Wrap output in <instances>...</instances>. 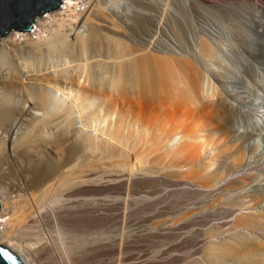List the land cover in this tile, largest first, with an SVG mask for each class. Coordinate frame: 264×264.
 Masks as SVG:
<instances>
[{
  "label": "bare ground",
  "instance_id": "6f19581e",
  "mask_svg": "<svg viewBox=\"0 0 264 264\" xmlns=\"http://www.w3.org/2000/svg\"><path fill=\"white\" fill-rule=\"evenodd\" d=\"M127 1L61 0L0 35V244L25 264H95L165 215L163 233L224 232L200 247L210 264H264L249 232L264 226V0ZM62 14L77 71L41 64Z\"/></svg>",
  "mask_w": 264,
  "mask_h": 264
},
{
  "label": "rangeland",
  "instance_id": "374dc122",
  "mask_svg": "<svg viewBox=\"0 0 264 264\" xmlns=\"http://www.w3.org/2000/svg\"><path fill=\"white\" fill-rule=\"evenodd\" d=\"M84 1V0H83ZM130 0H128L126 3H127V5H128V7H132V8H134L135 6L134 5H137L136 7H135V9H138L139 7V10H144V8H145V5H146V7H148L147 9L150 11V12H152V13H156V11H157V9H159L158 7H160L161 5L163 6V5H170V6H174V3L175 4H177L178 3V1L176 2L175 0H131V2H129ZM152 1H154V2H152ZM169 1V2H168ZM170 1H171V3H170ZM175 1V2H174ZM218 1H223L222 3H224V2H226L227 0H218ZM135 2H137V3H135ZM142 2V3H141ZM145 2V3H144ZM152 2V3H151ZM162 2V3H161ZM173 2V3H172ZM62 3H63V0H62ZM79 3H81V1L79 2ZM132 3H134V4H132ZM141 3V4H140ZM146 3H148V5L149 6H147V4ZM129 4H131L132 6H130ZM144 4V5H143ZM172 4V5H171ZM144 7H143V6ZM153 5V6H152ZM141 7H143V8H141ZM151 7V8H150ZM153 7H155V8H153ZM146 8H145V10L144 11H148ZM154 9V10H153ZM156 10V11H155ZM155 11V12H154ZM48 12H50V11H45L44 13H42L41 15H47V13ZM40 15V16H41ZM62 16H63V18L61 17V15H58L57 17L55 16V17H51L50 18V20L48 19L47 20V22H46V27H45V30L43 31V32H41V44L42 45H51L53 48H51V46H47L48 48L50 47V51L53 49V51H47L46 52V50H45V54H44V58H43V60L44 59H46V60H44V61H42L41 62V64H42V66H44V67H46V66H50V68L52 67H57V68H60V67H69L68 69H72L73 70V66L70 68V66L71 65H74V63L76 62L77 64L80 62V64H82V57H80V56H82L81 54H77L76 56H72V55H70L69 53V49H66V50H63L62 49V46L63 45H61L62 43L61 42H63L62 40V38H61V35H62V33L64 32V31H66V27L68 26V22H69V20H72L71 18H69V17H66L65 16V18H64V14H62ZM135 18L137 17V16H134ZM55 18V19H54ZM59 18V19H58ZM51 20H52V23H50L51 22ZM61 20H64V24L62 25V23H63V21H61ZM66 20H67V23H66ZM54 21H55V23H54ZM58 21H59V23H58ZM57 22V23H56ZM60 22H62V23H60ZM54 23V24H53ZM66 24H67V26H66ZM51 26V27H50ZM61 26H64V27H62L61 28ZM49 27V28H48ZM49 29V30H48ZM55 29V30H54ZM58 29V30H57ZM64 29V30H63ZM17 31H19V32H27V31H24V30H22V29H16ZM49 32V31H51L50 33H48L47 31ZM46 31V32H45ZM54 33V34H53ZM48 34H51V36L49 35L48 36ZM58 34V35H57ZM47 35V36H46ZM44 36V37H43ZM46 36V37H45ZM43 38V39H42ZM49 38H50V41L51 40H53V41H49ZM52 38V39H51ZM59 38H61V42H60V39ZM55 39H56V42H55ZM24 41L26 40V41H33L34 39L31 37V36H27V37H25L24 39H23ZM45 42H44V41ZM46 40H47V42L48 43H46ZM59 40V41H58ZM44 44H43V43ZM50 43H52V44H50ZM53 43H54V46H53ZM57 43V44H56ZM60 43V47L58 48V46H56V45H58ZM44 45V46H45ZM46 46H45V49H47L46 48ZM56 46V47H55ZM64 47V46H63ZM65 48H67V47H65ZM64 48V49H65ZM16 52H22V51H18L19 49L18 48H16ZM48 50V49H47ZM60 50H62V51H60ZM55 51V52H54ZM65 51V52H64ZM69 52V53H68ZM16 54H18L19 56H22V53H16ZM59 56H58V55ZM63 56H62V55ZM67 54H68V56H67ZM72 54V53H71ZM54 55V56H53ZM65 55H66V57H65ZM56 56V57H55ZM70 56V57H69ZM78 56V57H77ZM73 57V59H71ZM79 57H80V59H79ZM79 60H78V59ZM63 59V60H62ZM258 60L259 61H264V58H262V57H260V58H258ZM46 61V62H45ZM73 62V64L71 63V62ZM44 62V63H43ZM66 62V63H65ZM56 63V64H55ZM40 64V63H39ZM53 65V66H52ZM61 65V66H60ZM69 65V66H68ZM76 65V64H75ZM75 68H76V66H75ZM74 68V71L77 69H75ZM77 71V70H76ZM79 71H82V68H78V72ZM80 73V72H79ZM82 73V72H81ZM79 123H80V121H79ZM203 123V121L201 122V124ZM230 150H231V148H227V149H225L224 151H223V153L224 154H228V153H230ZM248 156V155H247ZM261 157V156H260ZM246 158V157H245ZM254 173H252V175H253ZM256 174V175H255ZM253 176H251V178L253 179L254 178V176H257V173H255ZM261 179V178H260ZM263 179V178H262ZM264 182V181H263ZM81 195H83L84 196V193L82 194L81 193ZM82 197V196H81ZM264 199V198H263ZM223 212H225V211H223ZM222 212V213H223ZM226 213V212H225ZM225 213H223V214H225ZM171 215V214H170ZM159 216H161V215H159ZM159 216H155V218H152L151 220H148L147 222H146V224L149 226V227H152V226H150V222L152 221L153 223V230H154V232L152 233V236L151 235H149L150 236V238H149V236H148V238H147V241L145 240V242L147 243H145L146 244V246H145V244L144 243H140V242H137V244H139L138 246L139 247H136V242L135 241H133V240H131L129 243H127L128 245H129V247H128V245L127 244H125L126 242H122V244L123 245H121L120 243L118 244V247H117V251H116V254L118 255H114L115 254V252H114V254H112L111 255V253L109 252V253H104V252H102V253H100V254H98V256H96V257H98V258H100V257H102V258H100V260H102L103 259V261L106 263V264H108V262H110L109 264H113L114 263V261H115V258H116V263H114V264H117V262L119 263V264H123V263H121V262H124V260H126L127 259V257H126V253H128L131 257H129V255H128V259H129V262H131L130 264H134L133 262H135V261H137L138 259V262L141 260V264H210L207 260H206V258L204 257V254H203V251H202V249L201 248H203L202 246H206L207 244H208V242L210 241H212V240H215V239H217V238H220L221 236L220 235H224L223 233V231H216V229H214V230H211V229H208L209 228V226L210 225H208L209 223H207V225H205L206 227H205V229H203V231H190L189 229H190V227H188V228H182V229H180V232L179 231H177V232H173L172 234L171 233H166V232H164L163 233V231L161 232V230H160V232H158L159 230L157 229V228H160L159 226H162L165 222H166V219L169 217H165V215H163V216H161L160 217V219L161 220H159ZM172 216H173V214H172ZM172 216L170 217V218H172ZM216 217H217V215H216ZM156 218H158V219H156ZM156 219V220H155ZM84 220H86V219H82L81 220V223L83 224V222H84V225H82L81 224V229H82V231H81V233H82V235L81 236H83V234H84V232H86V228L87 229H89L91 226H90V224L92 225L93 224V220H88V221H90V224H89V222L86 220V221H84ZM132 220V221H131ZM154 220V221H153ZM83 221V222H82ZM130 223H129V228H128V231H127V233H129L130 232V234H131V232L132 231H134V232H132V234L134 235L135 234V230H136V228H135V226H136V224H135V226L134 225H132V222H134V219L131 217L130 218ZM156 221V223H154ZM160 221V222H159ZM165 221V222H164ZM87 222V223H86ZM158 222V223H157ZM148 223H150V224H148ZM163 223V224H162ZM134 224V223H133ZM159 224V225H158ZM87 225H89V228H88V226ZM130 225H132V226H130ZM85 226V227H84ZM156 226H158L157 228H156ZM207 226H208V228H207ZM132 227H134V228H131ZM155 227V228H154ZM204 227V226H203ZM140 228V227H139ZM130 229V230H129ZM85 230V231H84ZM181 230H182V232H181ZM157 233H156V232ZM250 233H251V235H256V236H259V238L262 240L263 239V241H264V226H263V228H261V229H257V230H255V231H249ZM257 232V233H256ZM118 233H119V231H118ZM117 233V234H118ZM159 233V234H158ZM180 233V234H179ZM206 233V234H205ZM216 235H215V234ZM221 233V234H220ZM263 233V234H262ZM131 234V236L130 237H132L133 235ZM153 234H154V236H153ZM157 234V235H156ZM162 234V235H161ZM184 236H183V235ZM194 234V235H193ZM219 234V235H218ZM220 236V237H216V236ZM118 236V239H120V235L118 234L117 235ZM156 236H158V237H156ZM166 236V237H165ZM197 236V237H196ZM201 236H202V238H201ZM152 237V238H151ZM177 237V238H176ZM206 237V238H205ZM133 238V237H132ZM166 238V239H165ZM149 239V240H148ZM155 239V240H154ZM169 239V240H168ZM190 239V240H189ZM193 239V240H192ZM182 240H183V242H182ZM199 240V241H198ZM203 240V241H202ZM81 241H82V243H83V239H82V237H81ZM118 241V240H117ZM120 241V240H119ZM118 241V242H119ZM172 241V242H171ZM185 241V242H184ZM182 242V243H181ZM191 242V243H190ZM205 242L207 243V244H205ZM82 243H81V247L85 244V243H83V245H82ZM133 243H135V245L133 244ZM194 243V244H193ZM197 243V244H196ZM132 244L134 245V246H132ZM141 244H144V247L141 245ZM150 246H149V245ZM172 244V245H171ZM202 244V245H201ZM120 245V246H119ZM125 245H127V247L125 246ZM131 245V246H130ZM147 245H148V247H147ZM174 245V246H173ZM189 245V246H188ZM140 246H142V247H140ZM170 246V247H169ZM171 246H172V248H171ZM121 247V248H120ZM201 247V248H200ZM124 248H127V249H124ZM132 248V249H131ZM138 248V249H137ZM144 248V249H143ZM145 248H147V250H145ZM167 248V249H166ZM119 249H120V251H119ZM135 249V250H134ZM200 249V250H199ZM127 250V251H126ZM144 251L145 253H143L142 251ZM131 251V252H130ZM139 251L141 252V253H139ZM164 251V252H163ZM171 251V252H170ZM118 252H119V254H118ZM123 252V253H122ZM103 253H104V255H103ZM139 253V254H138ZM147 253V254H146ZM169 253V254H168ZM102 254V256H99V255H101ZM141 254H144V255H142L141 256ZM166 254V255H165ZM106 255V256H105ZM108 255H111L112 257H110V256H108ZM121 255H123V256H125V258H123V256H121ZM146 255V256H145ZM151 255V256H150ZM107 256H108V258H107ZM113 256H114V259H112L113 258ZM141 256V257H140ZM136 257H137V259H136ZM139 257V258H138ZM162 257V258H161ZM117 258H118V260H117ZM141 258V259H140ZM143 258H145V259H143ZM153 258V259H152ZM157 260H156V259ZM159 258V259H158ZM121 259H123V260H121ZM127 259V260H128ZM150 259V260H149ZM100 260L98 259V261L95 263V264H97V263H101L102 264V262H100ZM110 260H112V261H110ZM127 260L124 262V264H129V262H127ZM132 260H133V262H132ZM142 260H145V261H142ZM146 260H148L149 262H147ZM153 260V261H152ZM159 260V261H158ZM166 260V261H165ZM196 260V261H195ZM107 261V262H106ZM157 261V262H156ZM206 261V262H205ZM103 262V264H105ZM112 262V263H111ZM127 262V263H126ZM154 262H156V263H154ZM233 262V261H232ZM232 262H230V264H234V263H236V264H248V263H246V262H242L241 261V263L240 262H238V261H234L233 263ZM34 263H36L35 261H34ZM135 263H137V262H135ZM94 264V263H93ZM226 264H229V262H227ZM250 264H252V263H250Z\"/></svg>",
  "mask_w": 264,
  "mask_h": 264
},
{
  "label": "water",
  "instance_id": "95a60500",
  "mask_svg": "<svg viewBox=\"0 0 264 264\" xmlns=\"http://www.w3.org/2000/svg\"><path fill=\"white\" fill-rule=\"evenodd\" d=\"M60 5L61 0H0V35L10 28L31 30L35 16ZM0 264L25 263L14 251L0 244Z\"/></svg>",
  "mask_w": 264,
  "mask_h": 264
},
{
  "label": "snow or ice",
  "instance_id": "6c2138e0",
  "mask_svg": "<svg viewBox=\"0 0 264 264\" xmlns=\"http://www.w3.org/2000/svg\"><path fill=\"white\" fill-rule=\"evenodd\" d=\"M5 255H7V254H5Z\"/></svg>",
  "mask_w": 264,
  "mask_h": 264
}]
</instances>
